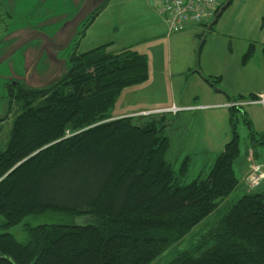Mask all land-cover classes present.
<instances>
[{"label":"trees","instance_id":"16d2710c","mask_svg":"<svg viewBox=\"0 0 264 264\" xmlns=\"http://www.w3.org/2000/svg\"><path fill=\"white\" fill-rule=\"evenodd\" d=\"M99 12L83 26L69 69L56 82L37 91L17 82L4 85L0 124L11 114L12 120L0 151L1 227L48 213L70 222L24 226V242L0 234V264H151L241 187L234 170L239 109H228L230 139L206 176L184 185L191 158L184 157L177 170L168 161L164 114L111 116L123 90L148 80V63L130 48L108 52L111 43L77 52ZM201 78L219 90L218 77ZM241 122L257 158L264 134L254 131L244 113ZM253 191L247 189L191 251L169 264H264V194ZM76 219L83 224L72 223Z\"/></svg>","mask_w":264,"mask_h":264},{"label":"rangeland","instance_id":"374dc122","mask_svg":"<svg viewBox=\"0 0 264 264\" xmlns=\"http://www.w3.org/2000/svg\"><path fill=\"white\" fill-rule=\"evenodd\" d=\"M0 3L4 7L3 11L0 8V118L5 116L6 111L4 85L17 82L37 91L44 89L53 79L62 76L69 69L68 56L81 35L83 24L98 11L99 14L79 40L77 52L84 53L107 43H111L110 49H107L110 53L130 48L146 56L150 75V82L141 88L133 87L122 91L110 113L112 117L139 112L145 110L148 105L153 108H172L173 104L207 105L208 95L193 84L192 77L195 73L192 74V71H198L206 78L209 74H214L213 78L223 76L225 81L227 72H231L234 60L236 61L235 55L240 51V44L234 42L232 46L234 54L229 56L226 49L221 46L220 37L212 35L211 31H206L198 25L203 30V36L197 37L195 62L190 73H186L185 70L189 66L191 36H184L182 32L168 34L167 25H164L163 19L156 14L151 0H93L89 14L73 31L68 45L66 44L69 34L86 12L90 0H0ZM251 5L250 0H234L220 21L225 23L240 19L242 22L245 20L248 22ZM200 43L197 58L196 52ZM256 67L244 70L246 80L244 84L242 83V88L245 90L247 85L260 86L261 79H264V70ZM252 75L256 77L252 78ZM219 86L220 83L217 87ZM192 96L197 97L195 101L190 99ZM244 97H247V94ZM244 111L246 108L240 110L237 118L235 117V120L238 119L240 154L234 170L240 181L243 167L248 163L250 156L248 131L241 122ZM161 114H164L169 122L164 132L171 140L168 161L177 170L184 157L191 158L182 184H188L198 177L204 178L217 154L230 139L225 110L202 108L184 110L180 113L152 112L132 117ZM11 120L12 114L0 124V151L7 143ZM262 154L264 150L259 149L258 155ZM243 184L218 207L215 213L194 228L183 242L167 250L151 264H169L180 254L191 251L229 208L244 196L247 187L244 181ZM253 192L264 194V186ZM69 222L59 215L48 213L27 217L18 226L4 229L1 227L0 217V234L7 233L16 241L24 242L26 240L24 226L37 227ZM72 223L81 225L83 220L76 219Z\"/></svg>","mask_w":264,"mask_h":264},{"label":"crops","instance_id":"0c3cea01","mask_svg":"<svg viewBox=\"0 0 264 264\" xmlns=\"http://www.w3.org/2000/svg\"><path fill=\"white\" fill-rule=\"evenodd\" d=\"M250 1L252 4L251 5V11H250L251 16L248 19V22L246 20L244 22H242L239 19V21L236 20L234 22L222 23L223 21H220V19H219L218 22H216L215 26L210 30L212 32L211 33L212 35L216 34V36L220 37L221 46L226 49L229 56L234 54L232 52V46H233L234 42H237L240 44V51L235 55L236 61L234 60V64L232 65L231 72L230 73L227 72V79L225 81H223V78H222L223 76L221 78L218 77L219 83H220V86L218 87L219 90H214V89L210 88L203 81V79L201 78V76L199 74L194 72L195 76L194 77L191 76L193 78L192 80H194L193 84H195L197 87H199V89L203 93H205V95L206 94L208 95V104L207 105L202 104L200 106H198V105L176 106L173 104L172 108L171 107L170 108L169 107L153 108L150 105H148V106H146L147 108L145 110L140 108L142 110H140L139 112L120 114V115H116V117H113V118L115 119V118H121V117H127V116L132 117V116L140 115V114H148V113H152V112H168V111H173V110H177L176 113H180L181 111H184V110L187 111L189 109L190 110L191 109L192 110L193 109L199 110L202 108H208L209 110H211V109H215V108L216 109L220 108V109L225 110L226 115H227V124H228V109H229L228 105L231 103H234V101H232L231 99H236L239 96L244 97V95H246V94H247V96L254 95L257 98L259 96L264 97V83H262L264 79H261L260 86L250 87L247 85L246 90H245V88H242L243 84L246 80L245 79L246 78L245 73H244V70L246 68L253 67V69H254L257 66V67L264 70V54L262 52L263 48H264V23L262 24V22H261V19L264 15V0H250ZM226 10L224 12H226ZM223 13H222V15H223ZM162 21L165 25L166 24L165 21L164 20H162ZM200 27L201 28L203 27L204 30L207 31V28H205L204 25H201ZM200 27L198 25H188L182 31V34L183 35L185 34L184 36H189V35L191 36V44H190V49L188 52V59H189L188 65L189 66H187V68L185 70L186 73H190L191 67L193 66V64L195 62V51H196V45H197V37L201 33H203V30ZM180 34H181V32H180ZM102 45H104V44H102ZM251 45H253V48H252L253 54L247 62L242 63V56L245 55V53L247 52V50L249 49V47ZM108 49H110V48H108ZM122 49H126V48H122ZM228 67L229 66L227 64V68ZM194 73H192V74H194ZM208 77L213 78L214 74H209ZM254 77H256V76L252 75V78H254ZM260 77H261V75H260ZM149 82H150V75L148 73V80L145 83L138 85V86H134V87H138V88L140 87L141 88V86H144V84H147ZM131 88H133V87H131ZM196 98H197L196 96H192L190 99L195 101ZM249 101L250 100H242V101H235V102L245 103V102H249ZM236 108L239 110L246 108V111H244L243 113L246 115V117L250 121L254 131L257 132L258 134H264V107H262L260 105L250 104V105H246V106H240V107L238 106ZM227 141H229V140H227ZM222 149H223V147H222ZM255 159H256L255 160L256 163L262 164L264 162V154H262L261 156L255 158ZM249 166L250 165L248 162L243 167L242 178L240 181L241 184H243V179L245 178V176L249 170ZM262 186H264V180L258 188H260Z\"/></svg>","mask_w":264,"mask_h":264},{"label":"built area","instance_id":"2783aa9c","mask_svg":"<svg viewBox=\"0 0 264 264\" xmlns=\"http://www.w3.org/2000/svg\"><path fill=\"white\" fill-rule=\"evenodd\" d=\"M156 14L163 18L167 25L168 34L182 32L188 25L207 24L214 17L222 0H151ZM260 105L264 107V97L259 96L255 101L232 103L229 107L246 105ZM249 156V171L244 178L248 189H256L264 179V163L256 164Z\"/></svg>","mask_w":264,"mask_h":264},{"label":"water","instance_id":"95a60500","mask_svg":"<svg viewBox=\"0 0 264 264\" xmlns=\"http://www.w3.org/2000/svg\"><path fill=\"white\" fill-rule=\"evenodd\" d=\"M231 1H232V0H226V1L220 6V8L218 9L217 13L214 15L212 21L207 25V27H206L207 30H209L210 27L213 26V25L217 22L218 18H219L220 15L223 13V11L228 7V5H229V3H230ZM92 3H93V0H90V4H89V7L87 8L86 12H85V13L83 14V16L79 19V21L77 22V24L72 28V30H71V32H70V34H69V38H68V41H67V44H66V45L69 44V42H70V40H71V37H72V34H73V31L76 29V27H77L80 23H83V20H84L85 17L89 14V11H90V9H91V5H92ZM84 25H85V24H83V26H84ZM200 47H201V43H200V45H199V47H198V49H197L196 54L198 53ZM64 73H65V72H64ZM64 73H63V74H64ZM59 78H60V77L53 79V80H52L47 86L53 84V83L56 82Z\"/></svg>","mask_w":264,"mask_h":264},{"label":"flooded vegetation","instance_id":"af4514ba","mask_svg":"<svg viewBox=\"0 0 264 264\" xmlns=\"http://www.w3.org/2000/svg\"><path fill=\"white\" fill-rule=\"evenodd\" d=\"M0 8H1V11H3L2 9L4 8L3 6H2V4L0 3Z\"/></svg>","mask_w":264,"mask_h":264}]
</instances>
